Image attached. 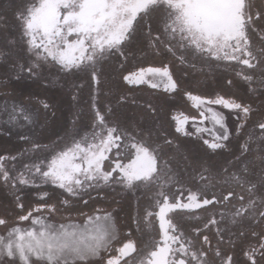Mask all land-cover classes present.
Returning <instances> with one entry per match:
<instances>
[{
    "label": "flooded vegetation",
    "instance_id": "1",
    "mask_svg": "<svg viewBox=\"0 0 264 264\" xmlns=\"http://www.w3.org/2000/svg\"><path fill=\"white\" fill-rule=\"evenodd\" d=\"M30 3L32 0H0V156L16 157L15 161L9 159L5 164L9 170L15 169L11 172L13 176L21 172L27 175L24 165L50 159L85 133H91L95 101L96 108L105 115L110 126L139 133L138 138L150 147L163 145L161 160L167 164L168 175L172 177L165 183L163 191L170 197H178L181 192L186 196L190 190L204 192L208 198L213 193L227 195L234 183L230 180L233 173L258 187L264 184V141L259 139L258 128V122L264 121V75L259 70L207 54L193 55L191 51L184 53L187 60L181 62L178 57L182 49H177L174 56L163 46H150L146 18L125 43L123 55L115 53L97 64L96 81L92 80L90 70L65 72L54 63L42 64L29 73L28 67L35 58L28 52L15 14ZM254 3L260 6L261 0H254ZM161 15L154 14L151 18L153 35L162 28ZM257 26L264 28V20L257 21ZM249 47L254 55L264 54V43L255 33L250 32ZM164 66L178 84L175 92L164 91L162 84L159 88H151L147 83L136 85L124 80L125 75L140 68ZM261 67L264 68V64ZM248 75L253 76L251 82L245 79ZM149 79L160 81L159 77ZM186 93L208 99L219 95L249 105L253 111L244 120L242 112L211 105L223 114L228 132L227 140L216 141L223 147L213 150L204 141H212L214 135L224 129L215 125L207 106L193 107ZM13 104L22 107L24 114L18 115L16 122L8 123L5 105L10 110ZM201 111L205 116L200 115ZM25 114L30 120L25 119ZM185 116L188 121L183 127L187 135L175 130L174 117L183 119ZM239 125L244 126L238 133ZM197 128L203 131H197ZM165 140L171 144L165 145ZM246 141L250 150L241 157L240 149ZM110 156L111 159L104 162L106 170L114 167L115 153ZM237 157L241 159L237 161ZM245 165L246 173L241 171ZM29 179H34V185H21L18 180L5 184L0 180V218L8 220L6 226H0V235H6L7 230L15 226L34 227L31 220H19L21 215L31 211L33 218L41 217L55 225L83 226L90 216L109 215L120 243L130 239L138 249L145 250L148 245L147 250H151L150 246L160 241L158 219L147 217L148 212L158 211L156 200L161 189L157 185L129 187L117 181L106 185L100 182L99 187H86L79 196H69L53 184L43 183L39 176H29ZM43 193H47V197L42 200ZM65 200L68 203H64ZM45 202L55 205L56 210L44 208ZM230 207L209 206L207 210L191 213L178 210L169 213V218L180 231L195 239L198 247L207 235L213 249L218 247L225 256L231 255L235 264H247L243 252L249 243L256 242L251 231L264 232V225L253 229L247 220L242 226L233 225L229 222L230 215H226L219 225L228 229L223 233V240L217 236L215 226L204 229L213 213L219 220V213H228ZM196 227L201 229L199 237L193 232ZM241 230L248 235L239 236ZM120 243L113 241L112 249L118 248ZM109 255L101 251L99 256L91 258L90 264H106Z\"/></svg>",
    "mask_w": 264,
    "mask_h": 264
},
{
    "label": "snow or ice",
    "instance_id": "2",
    "mask_svg": "<svg viewBox=\"0 0 264 264\" xmlns=\"http://www.w3.org/2000/svg\"><path fill=\"white\" fill-rule=\"evenodd\" d=\"M158 13L162 14V28L153 35L150 21ZM15 18L29 54L35 58L28 67L29 73L42 64L54 63L65 72L90 70L92 80L96 81L97 64L115 53L123 55L125 43L137 25L147 18L150 46H163L174 56L177 49H182L178 57L181 62L187 60L184 53L191 51L193 55L207 54L218 60L236 61L264 75L261 67L264 54L254 55L249 47L250 32L264 43V28L257 26V21L264 20V0L260 6L254 0H32L17 10ZM149 77H159L160 81L154 82ZM245 79L251 82L253 76H245ZM124 80L136 85L147 83L151 88H159L162 84L166 92H175L178 88L167 66L140 68L125 75ZM186 95L193 107L207 106L215 125L224 129L214 135L212 141H204L213 150L223 147L216 141L227 140L228 132L223 114L211 105L242 112L244 120L253 111L249 105L219 95L214 99ZM93 110L95 120L91 133H85L80 140L54 153L50 159L24 165L27 175L21 172L13 176L11 172L15 169L9 170L5 164L9 159L15 161L16 157L0 156V180L5 184L18 180L21 185H34V179L30 180L29 176H39L43 183H51L69 196H79L86 187H99L100 182L106 185L117 181L129 187L157 185L161 189L156 200L158 211L148 212L147 217L158 219L160 241L152 244L151 250H147L148 245L145 250L138 249L130 239L120 243L109 215L90 216L83 226L55 225L41 217L33 218L30 211L21 215L19 220H31L34 227L15 226L9 228L6 235H0V264H90L91 258L99 256L101 251L110 254L106 264H235L231 255L225 256L218 247H211L207 235L203 236V243L198 247L195 239L179 230L169 213L231 206L228 213H219V220L213 213V218L204 224V229L215 226L217 236L223 240V233L228 229L219 225L226 215H230L229 222L233 225L242 226L245 220L253 229L264 225V184L258 187L233 173L230 180L234 183L227 195L213 193L208 198L204 192L190 190L186 196L181 192L178 197H170L163 191L165 183L172 179L167 164L161 160L163 145L150 147L145 140L138 138L139 133L110 126L105 115L96 108L95 101ZM5 111L8 123L16 122L18 115L24 114V109L15 104L10 110L5 105ZM200 115L205 116V112L201 111ZM25 119L30 120V117L25 114ZM174 119L176 132L187 135L183 125L188 117ZM243 126H238V133ZM258 128L261 132L259 139L264 141V121L258 122ZM197 131L203 130L197 128ZM164 144H171V141L165 140ZM249 150L246 141L240 149L241 157ZM113 152L116 157L112 160L114 167L106 170L104 162L111 159ZM241 157H237V161ZM241 171L246 173L247 166ZM114 173L118 175L114 176ZM201 179L205 177L202 175ZM45 197L47 193L41 195L42 200ZM18 206L23 208L22 204ZM43 207L56 210L55 205L46 202ZM7 224L8 220L0 218V226ZM193 232L196 237L201 235L198 227ZM238 235L243 237L248 233L241 230ZM251 237L256 242L249 243L243 255L247 264H261L264 261V232L253 230ZM113 241L120 243L115 250L112 249Z\"/></svg>",
    "mask_w": 264,
    "mask_h": 264
}]
</instances>
